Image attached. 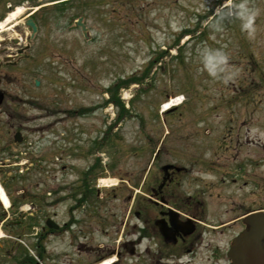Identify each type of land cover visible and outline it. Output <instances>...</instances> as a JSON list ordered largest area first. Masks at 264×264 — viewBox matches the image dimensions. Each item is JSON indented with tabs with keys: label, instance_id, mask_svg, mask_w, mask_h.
Masks as SVG:
<instances>
[{
	"label": "rangeland",
	"instance_id": "1",
	"mask_svg": "<svg viewBox=\"0 0 264 264\" xmlns=\"http://www.w3.org/2000/svg\"><path fill=\"white\" fill-rule=\"evenodd\" d=\"M25 2L19 5L42 4L36 14L51 30L52 49L66 42L64 51L50 54L49 98L36 99L25 112L34 120L24 144L28 154L41 159L49 148L56 167L66 153L65 162L77 163L82 173L95 157L103 164L98 171L109 173L102 184L135 174L159 146L174 160L196 154L212 173L222 163L232 171L242 162L246 180L256 174L257 192L226 177L211 194L240 200L247 210L264 208V0H65L63 9L56 0ZM78 15L88 40L75 27ZM134 78L138 83L128 85ZM109 89L119 90L128 113L108 131L118 116L106 102ZM170 99L173 106L164 109ZM61 120L77 130L60 136ZM74 143L83 154L76 161L65 151ZM99 189L98 200L118 199L119 189L115 198L111 186Z\"/></svg>",
	"mask_w": 264,
	"mask_h": 264
},
{
	"label": "flooded vegetation",
	"instance_id": "2",
	"mask_svg": "<svg viewBox=\"0 0 264 264\" xmlns=\"http://www.w3.org/2000/svg\"><path fill=\"white\" fill-rule=\"evenodd\" d=\"M17 3H0V21ZM27 16L22 24H0V233L4 229L8 238L3 246L0 235V264L4 252L11 264H232L230 242L243 228L244 215L257 208L211 194L227 182L224 163L212 173L194 153L174 160L156 151L127 179L116 174L111 190L113 198L120 190L117 200H98L94 160L84 174L77 163L53 169L49 148L41 161L26 152L27 136L34 132L27 128L34 120L25 112L36 99L49 98L50 54L56 50L48 25L32 14L33 32ZM59 124L60 133L73 127ZM17 151L31 160L25 170L12 166ZM69 155L82 159L81 152ZM234 172L232 184L256 191V174L251 171L246 180L241 168Z\"/></svg>",
	"mask_w": 264,
	"mask_h": 264
},
{
	"label": "water",
	"instance_id": "3",
	"mask_svg": "<svg viewBox=\"0 0 264 264\" xmlns=\"http://www.w3.org/2000/svg\"><path fill=\"white\" fill-rule=\"evenodd\" d=\"M29 23L34 28V24ZM82 29H85L84 26ZM245 224V229L233 239L230 246L228 254L232 263L264 264V212L248 215Z\"/></svg>",
	"mask_w": 264,
	"mask_h": 264
},
{
	"label": "bare ground",
	"instance_id": "4",
	"mask_svg": "<svg viewBox=\"0 0 264 264\" xmlns=\"http://www.w3.org/2000/svg\"><path fill=\"white\" fill-rule=\"evenodd\" d=\"M23 12H24V8H23V6H20V5H18V6H15L14 7V9L12 10V11H10L8 14H7V16H6V18H5V21L6 22H8V23H16V20H17V18L20 16V15H22L23 14ZM170 103H168V105H169ZM167 105V106H168ZM166 107V106H165ZM103 181V180H102Z\"/></svg>",
	"mask_w": 264,
	"mask_h": 264
}]
</instances>
